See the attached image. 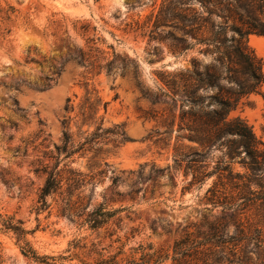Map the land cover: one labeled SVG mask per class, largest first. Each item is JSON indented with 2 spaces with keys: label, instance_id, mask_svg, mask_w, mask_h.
I'll use <instances>...</instances> for the list:
<instances>
[{
  "label": "rangeland",
  "instance_id": "1",
  "mask_svg": "<svg viewBox=\"0 0 264 264\" xmlns=\"http://www.w3.org/2000/svg\"><path fill=\"white\" fill-rule=\"evenodd\" d=\"M175 10L200 4L0 0V264L121 260L141 245L171 249L190 226L214 220L204 204L216 177L207 174L223 155L201 154L180 131L181 94L166 96L164 84L212 58L169 23ZM249 44L264 61V37ZM262 97L243 99L232 116L264 141ZM51 172L62 188L44 205ZM99 209L106 216L94 229Z\"/></svg>",
  "mask_w": 264,
  "mask_h": 264
},
{
  "label": "trees",
  "instance_id": "2",
  "mask_svg": "<svg viewBox=\"0 0 264 264\" xmlns=\"http://www.w3.org/2000/svg\"><path fill=\"white\" fill-rule=\"evenodd\" d=\"M196 1L200 11L175 10L169 23L204 45L203 54L212 58V64L195 67L180 79L165 75L164 84L166 96L181 94L180 131L189 132L188 139L203 149L201 154L216 149L223 155L207 174L216 177L204 204L214 220L190 226L171 249L141 245L126 258L97 264H264V141L245 119L232 116L241 101L253 94H261L264 100V61L249 44L251 35L264 37V0ZM88 94L86 103L95 115L99 100L92 104L93 94L90 90ZM235 163L243 173L233 170ZM62 181L60 174H49L40 198L44 205L62 188ZM105 216L97 210L92 228L104 223Z\"/></svg>",
  "mask_w": 264,
  "mask_h": 264
}]
</instances>
